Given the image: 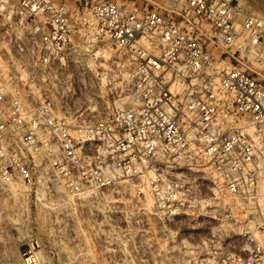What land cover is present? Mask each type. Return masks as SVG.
Instances as JSON below:
<instances>
[{
    "label": "built area",
    "instance_id": "obj_1",
    "mask_svg": "<svg viewBox=\"0 0 264 264\" xmlns=\"http://www.w3.org/2000/svg\"><path fill=\"white\" fill-rule=\"evenodd\" d=\"M161 2L140 11L115 0L91 5L100 30L130 60L110 71L129 83V101L104 107L91 92L76 102L78 80L86 88L91 69L70 67L78 28L66 4L0 0V185L60 184L76 194L146 175L158 210L203 201L205 189L208 201L217 199L214 213L231 224V204L248 215L261 210L264 83L242 68L219 69L216 50L224 46L234 59L245 51L264 66V17L244 0ZM83 113L103 116L76 121ZM187 170L207 173L212 186ZM249 220L252 229L238 220L236 232L202 238L189 264H264V237L252 231L264 234V222ZM39 250L28 238L22 264H45Z\"/></svg>",
    "mask_w": 264,
    "mask_h": 264
},
{
    "label": "rangeland",
    "instance_id": "obj_2",
    "mask_svg": "<svg viewBox=\"0 0 264 264\" xmlns=\"http://www.w3.org/2000/svg\"><path fill=\"white\" fill-rule=\"evenodd\" d=\"M54 1L66 4L70 20L78 28L72 37L77 49L70 56V67L77 71V61H80L91 69L86 88L82 80H78L82 89L76 102L84 103L89 92L104 107L113 101L121 104L129 101V83L120 76H112L110 71L118 61L130 60L115 48L100 30L99 21L91 15L90 7L96 0ZM115 1L137 11L162 4L161 0ZM244 2L250 12L264 17V0ZM202 28L210 33L208 23L203 22ZM225 50L224 46L216 50L219 69L242 68L264 83V66L248 52L236 53L234 59ZM103 51H107L105 55ZM102 116L83 113L75 114L74 118L88 123ZM186 174L212 186L207 173L187 170ZM259 185L261 210L250 212L249 216L248 212L236 210L231 204V218L237 216L236 224H231L230 217L225 220L214 213L218 202L217 199L208 201L210 192L206 189L201 192L205 200L195 197L178 212L154 208L150 177L146 175L123 176L106 188L76 194L64 190L60 184L55 190L28 187L15 194H9L5 191L7 186L0 185V264H5L9 258L22 264L20 251L30 237L38 241L45 264H189L195 254L204 249L202 238L212 232H236L238 220L245 225L248 218L263 219L264 164ZM224 202L231 203L226 198ZM236 241L233 244L236 245Z\"/></svg>",
    "mask_w": 264,
    "mask_h": 264
},
{
    "label": "bare ground",
    "instance_id": "obj_3",
    "mask_svg": "<svg viewBox=\"0 0 264 264\" xmlns=\"http://www.w3.org/2000/svg\"><path fill=\"white\" fill-rule=\"evenodd\" d=\"M103 52H104V55H105V53L107 51H103ZM95 53H97V51H95ZM27 188H28V186L26 184L22 183V182H20V183L19 182H13V183H10L8 185V187H6V190L5 191H7L9 194H15L16 191L26 190ZM262 209H264V205L262 206ZM261 220H263V222H264V214H263V219H261ZM247 227H250L252 229V220H249L248 221ZM252 231L254 232V234L257 237H262L264 235V234H261L260 231H257L255 229H253ZM39 254H40V252H39ZM40 258H41V256H40ZM5 264H16V263H15V260L13 258H9V259L6 260Z\"/></svg>",
    "mask_w": 264,
    "mask_h": 264
}]
</instances>
